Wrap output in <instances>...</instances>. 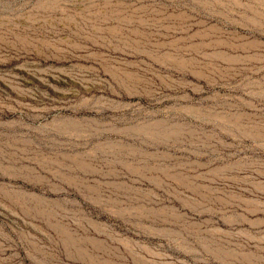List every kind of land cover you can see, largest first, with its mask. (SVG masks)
<instances>
[{
	"label": "rangeland",
	"instance_id": "1",
	"mask_svg": "<svg viewBox=\"0 0 264 264\" xmlns=\"http://www.w3.org/2000/svg\"><path fill=\"white\" fill-rule=\"evenodd\" d=\"M0 264H264V0H0Z\"/></svg>",
	"mask_w": 264,
	"mask_h": 264
}]
</instances>
